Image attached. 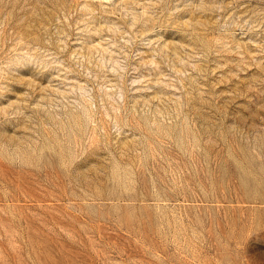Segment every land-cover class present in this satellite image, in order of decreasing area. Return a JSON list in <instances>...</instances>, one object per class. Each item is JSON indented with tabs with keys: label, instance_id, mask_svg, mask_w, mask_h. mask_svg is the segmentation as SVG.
Returning a JSON list of instances; mask_svg holds the SVG:
<instances>
[{
	"label": "rangeland",
	"instance_id": "374dc122",
	"mask_svg": "<svg viewBox=\"0 0 264 264\" xmlns=\"http://www.w3.org/2000/svg\"><path fill=\"white\" fill-rule=\"evenodd\" d=\"M0 264H264V0H0Z\"/></svg>",
	"mask_w": 264,
	"mask_h": 264
}]
</instances>
